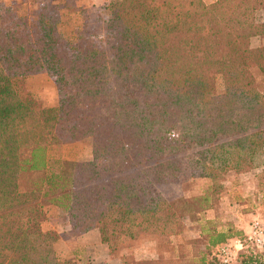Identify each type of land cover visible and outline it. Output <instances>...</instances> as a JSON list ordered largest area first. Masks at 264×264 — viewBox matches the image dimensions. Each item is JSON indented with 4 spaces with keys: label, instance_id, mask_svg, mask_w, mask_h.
<instances>
[{
    "label": "trees",
    "instance_id": "trees-1",
    "mask_svg": "<svg viewBox=\"0 0 264 264\" xmlns=\"http://www.w3.org/2000/svg\"><path fill=\"white\" fill-rule=\"evenodd\" d=\"M59 25L0 2V264H67L53 249L60 235L41 227L48 205L73 236L97 230L111 256L145 239L160 256L138 264H163L168 237L212 209L227 173L264 165V82L252 74L264 51L246 46L264 36V0H109L75 41ZM38 73L55 86L54 106L25 87ZM84 139L89 160L52 159ZM257 180L264 199V174ZM201 233V264L245 240L232 227ZM245 250L239 264H264V248Z\"/></svg>",
    "mask_w": 264,
    "mask_h": 264
},
{
    "label": "rangeland",
    "instance_id": "rangeland-1",
    "mask_svg": "<svg viewBox=\"0 0 264 264\" xmlns=\"http://www.w3.org/2000/svg\"><path fill=\"white\" fill-rule=\"evenodd\" d=\"M10 3H9V2ZM216 0H203L207 5ZM0 2L14 4L15 7L31 19H36L37 14L45 15L60 22V32L68 41L77 39L78 30L83 23L92 15L102 13L103 8L109 0H0ZM62 7L60 12H53V6ZM262 16L256 17L261 22ZM250 45V40L246 46ZM244 46V45H242ZM252 70L255 79H259V72ZM257 70V69H256ZM25 87L28 92L43 106L51 107L56 104L57 94L55 86L47 74L38 73L28 77L25 81ZM217 90H222V81L220 77L216 79ZM52 159H61L62 161L78 162L86 161L91 158V146L88 139H84L72 144L54 147L50 151ZM264 174V165L254 173L248 172L238 174L235 172L227 173L221 184L224 192L218 200L212 203V209L204 212L196 219L189 221L185 230L179 234L168 237V246L162 249L168 252L163 257L168 260L163 264H201L200 260L206 261L208 256L205 237L201 229H212L218 231L226 230L232 227L244 235L248 232L249 227L255 219L264 221V199L259 189L262 188L257 180L258 175ZM182 179L185 182H191V173L185 170L182 173ZM202 184L198 182L192 188L193 193L197 194L201 190ZM50 206V205H48ZM46 214V213H45ZM47 215L51 223L56 227H67L72 223L70 219L63 214L56 206L47 207ZM60 230V229H59ZM148 240H135L126 248L133 249L139 247ZM245 251L251 254L259 252L256 247L246 244ZM159 259V258H158ZM157 259V260H158ZM155 261V260H154ZM180 261V263L178 262ZM234 264H239L236 261Z\"/></svg>",
    "mask_w": 264,
    "mask_h": 264
},
{
    "label": "crops",
    "instance_id": "crops-1",
    "mask_svg": "<svg viewBox=\"0 0 264 264\" xmlns=\"http://www.w3.org/2000/svg\"><path fill=\"white\" fill-rule=\"evenodd\" d=\"M249 47L261 48L264 51V36L251 38ZM256 69L255 71L259 72L257 81L264 82V66ZM47 207H45L46 220L41 224V227L43 231L52 230L60 235V239L53 245L59 262L67 264H138L143 261H156L160 256L156 243L152 241H145L139 247L129 249L120 256H111L108 247L101 242L97 230L73 236L70 225L57 228L56 225L54 226L55 223L49 221ZM128 254L131 256L129 261L125 260V256Z\"/></svg>",
    "mask_w": 264,
    "mask_h": 264
},
{
    "label": "built area",
    "instance_id": "built-area-1",
    "mask_svg": "<svg viewBox=\"0 0 264 264\" xmlns=\"http://www.w3.org/2000/svg\"><path fill=\"white\" fill-rule=\"evenodd\" d=\"M244 237V241L239 239L227 240L213 249L212 254L218 261V264L236 263L238 254L247 248L246 244L262 250L264 248V221L259 219L252 221Z\"/></svg>",
    "mask_w": 264,
    "mask_h": 264
}]
</instances>
